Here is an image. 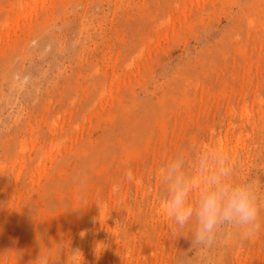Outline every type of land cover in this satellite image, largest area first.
<instances>
[{
    "label": "rangeland",
    "instance_id": "obj_1",
    "mask_svg": "<svg viewBox=\"0 0 264 264\" xmlns=\"http://www.w3.org/2000/svg\"><path fill=\"white\" fill-rule=\"evenodd\" d=\"M209 147L264 189V0H0V264H264L173 232L160 166Z\"/></svg>",
    "mask_w": 264,
    "mask_h": 264
},
{
    "label": "clouds",
    "instance_id": "obj_2",
    "mask_svg": "<svg viewBox=\"0 0 264 264\" xmlns=\"http://www.w3.org/2000/svg\"><path fill=\"white\" fill-rule=\"evenodd\" d=\"M235 173L231 157L215 147L180 150L162 163L164 210L174 234L190 235L192 246L202 248L225 230L240 241L258 236L264 230V189L255 180L238 182Z\"/></svg>",
    "mask_w": 264,
    "mask_h": 264
}]
</instances>
